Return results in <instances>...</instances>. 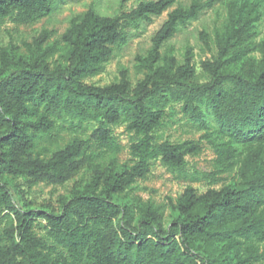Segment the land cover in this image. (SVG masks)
<instances>
[{
  "label": "trees",
  "instance_id": "trees-1",
  "mask_svg": "<svg viewBox=\"0 0 264 264\" xmlns=\"http://www.w3.org/2000/svg\"><path fill=\"white\" fill-rule=\"evenodd\" d=\"M57 0H0V29L7 21L29 24L48 14ZM178 0L142 2L114 16L93 8L72 19L60 39L43 30L21 47L0 43V264H263L264 262V38L256 41L264 0H227V20L201 40L212 56L202 61L206 81L197 79L192 47L180 64L161 53L180 26L223 0H193L177 7L153 37L146 57H139L143 79L133 84L129 71L106 86L88 84L128 42L127 27L151 22ZM62 43H64L62 45ZM61 53L64 63L53 61ZM258 53L259 57L251 54ZM182 103L183 112L208 124L209 111L229 140H214L219 169L212 182L236 169V181L199 193L188 186L171 203L173 220L151 202L115 201L138 180L152 161L184 170L188 155L203 151L201 141L158 142L166 107ZM73 112L97 123L92 138L115 152L113 125L127 123L138 137L131 146L137 159L118 170L93 160L87 140L76 138L51 151L38 140L56 128V117ZM91 179L59 200L60 210L32 209L20 203L9 177L23 178L30 191L47 182L63 185L82 170ZM23 198L28 191L17 187ZM45 221L46 233L37 231Z\"/></svg>",
  "mask_w": 264,
  "mask_h": 264
},
{
  "label": "rangeland",
  "instance_id": "rangeland-1",
  "mask_svg": "<svg viewBox=\"0 0 264 264\" xmlns=\"http://www.w3.org/2000/svg\"><path fill=\"white\" fill-rule=\"evenodd\" d=\"M152 0H57L53 10L47 16L29 24H15L7 21L0 29V43L4 46L14 44L21 47L22 53H27L23 46L24 42H32L34 37L43 30L54 32L52 41L60 39L62 34L70 26L73 18L82 15L88 9L93 8L98 13L107 16H114L124 11H131L142 2ZM193 0H178L170 9L160 16H154L151 22L139 21L127 27L129 40L127 43L114 48V54L106 64L102 73L85 79L88 84L106 86L120 78L123 69L129 71L133 84L144 78L145 71L140 68L139 57H146L153 46V37L167 20L168 14L177 7L187 8ZM205 1V0H204ZM227 0L215 4L213 7L204 9L200 16L187 24L180 26L179 32L170 40L164 43L161 48L163 55H173L180 64L185 61L186 50L192 47L195 53L194 62L197 69V79L206 81L207 74L203 71L202 61L210 58L209 51L201 40V32L205 31L210 35V42L213 51L216 50L215 31L227 20ZM258 35L256 41L264 38V7L263 16L257 23ZM64 43H62L63 45ZM61 53H57L53 61L64 63ZM259 57L258 53L251 54ZM206 119L208 124L193 120L182 110V103H172L166 107L164 125L159 128L155 135L158 142L170 140L172 142H184L187 140L201 141L203 151L198 155H188L187 165L184 170H173L166 166L161 160L152 161L151 171L146 179L138 180L127 192L115 196V201L143 203L151 202L160 206L164 211V225L169 228L174 218L171 203L188 186L195 187L199 193L206 192L209 188L220 189L225 185L236 181V169L219 174V180L212 182L206 174L216 172L219 169L217 163L218 154L214 148V140H229V136L221 132V127L215 117L207 111ZM56 128L48 135L38 140L37 149L48 148L51 151L64 147L76 138L87 140L89 143L88 152L92 153L93 160L104 166H114L120 170L124 166H132L137 159L132 154V144L138 137L134 132L127 129V123L123 122L113 125L114 135L117 141V148L114 153L111 150L100 148L92 138L93 130L97 123L82 120L73 112H64L56 117ZM91 179L89 169L82 170L72 180L63 185H53L41 182L35 185L30 191L24 184L23 178L9 177V182L14 194L19 198L20 203L32 209H55L60 210V198L69 196L75 186L83 187ZM28 191L24 196L18 194L17 187ZM141 203V202H140ZM45 221H37V231L43 235L46 233L43 228ZM6 226V220L0 218V234ZM264 264V262H263Z\"/></svg>",
  "mask_w": 264,
  "mask_h": 264
}]
</instances>
